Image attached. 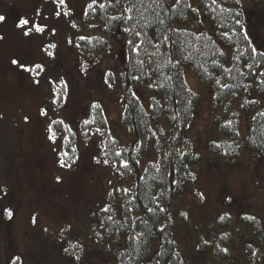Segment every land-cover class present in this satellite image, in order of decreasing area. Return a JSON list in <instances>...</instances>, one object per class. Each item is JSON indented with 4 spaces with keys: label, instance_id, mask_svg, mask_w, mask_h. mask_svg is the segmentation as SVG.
I'll use <instances>...</instances> for the list:
<instances>
[{
    "label": "rangeland",
    "instance_id": "1",
    "mask_svg": "<svg viewBox=\"0 0 264 264\" xmlns=\"http://www.w3.org/2000/svg\"><path fill=\"white\" fill-rule=\"evenodd\" d=\"M86 1L0 0V15L5 17L0 22V264H113L115 244L97 243L84 231L86 220L120 182L99 156L101 136L84 142L80 130L90 118L91 105L98 103L112 136L122 144L131 143L134 136L120 122L119 85L107 81L108 71H119L124 56L120 43L93 58L75 50L77 34L90 32L77 26ZM249 16L251 38L264 47L262 8L253 7ZM21 19L29 24L18 27ZM183 74L201 96L187 130L200 162L197 188L187 189L184 204L173 209L178 247L187 252L190 264H264V253L258 263L246 254L251 235L239 220L247 214L264 220V152L242 147L235 162L212 153L209 142L224 136L216 120L222 110L211 108L212 90L190 66L183 68ZM253 96L264 107V97L255 92ZM54 121L61 129L53 127ZM246 122L242 114L241 135L247 133ZM70 130L78 139L77 152L75 160L64 165L61 147ZM153 157L149 143L139 159L140 172ZM180 210L185 211L184 224L177 221ZM224 214L229 225L221 229L217 221ZM212 230L215 235L231 231L232 246L213 242L206 236ZM79 236L82 249L67 253ZM200 237L204 245H199ZM156 243L155 239L152 250ZM216 246L224 253L211 252Z\"/></svg>",
    "mask_w": 264,
    "mask_h": 264
},
{
    "label": "trees",
    "instance_id": "2",
    "mask_svg": "<svg viewBox=\"0 0 264 264\" xmlns=\"http://www.w3.org/2000/svg\"><path fill=\"white\" fill-rule=\"evenodd\" d=\"M132 4L136 7L126 11ZM253 7L264 12V0L86 1L77 26L90 32L77 34L75 50L79 56L93 58L120 43L124 56L119 71H108L107 81L119 85L120 122L134 136L129 144L112 136L98 103L91 105L90 118L80 130L84 142L95 134L101 136L99 156L120 182L107 202L94 210L92 219L86 220L84 231L97 243L115 244L113 264H190L187 252L178 247L173 217L176 204L185 202V191L192 185L197 188L200 162L187 130L201 96L187 84L185 66L211 88V108L222 110L216 120L224 136L209 142L210 151L230 162L236 161L242 147L264 152V107L253 96L255 92L264 97V47L251 38ZM130 40L139 51H133ZM242 114L247 121L245 135L239 132ZM53 124L61 129L59 121ZM149 143L154 157L140 172L139 159ZM77 144L72 130L63 136L62 164L75 160ZM239 220L251 235L245 252L258 263L264 253V220L253 214ZM177 221L186 222L185 211H179ZM217 225L228 226L229 216L224 214ZM229 230L216 235L212 230L206 236L230 248L234 237ZM199 242L205 244L201 237ZM74 243L67 253L82 249V236ZM217 251L224 253L217 246L211 252Z\"/></svg>",
    "mask_w": 264,
    "mask_h": 264
},
{
    "label": "snow or ice",
    "instance_id": "3",
    "mask_svg": "<svg viewBox=\"0 0 264 264\" xmlns=\"http://www.w3.org/2000/svg\"><path fill=\"white\" fill-rule=\"evenodd\" d=\"M60 2L63 3V0H60ZM93 2L95 3L96 0H93ZM177 2H179V0H177ZM215 2H216V0H213V3H215ZM116 3H120V0H116ZM100 7L103 8V7H105V5H104V4H101ZM135 7H136L135 4H132L130 7H128V8L126 9V11L131 12V11L133 10V8H135ZM4 19H5V17L2 16V15H0V22L4 21ZM128 19H132V17H128ZM28 24H29V21H28L27 19H21V20L19 21L18 27H24V26H26V25H28ZM129 30L131 31L132 29H129ZM37 31H42V29H41L39 26H37ZM27 34H28V32L26 31V32H25V35H27ZM135 35H136V36H139L140 33L136 32ZM129 43H130V44H133V51H139V45H136V44L134 43V41H131V40L129 41ZM13 63L15 64V63H18V62L14 60ZM21 67H24V66L21 65ZM36 67H41V66H36ZM26 70L31 71L32 69H26ZM51 138H52V139H55L54 136H52ZM105 162H107V161H105ZM62 163H63V162H62ZM11 215H12L11 211H8V216H9V218L11 217ZM17 259H19V258H17Z\"/></svg>",
    "mask_w": 264,
    "mask_h": 264
}]
</instances>
